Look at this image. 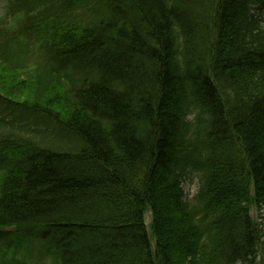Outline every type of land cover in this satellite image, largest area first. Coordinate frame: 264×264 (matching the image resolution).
I'll return each mask as SVG.
<instances>
[{
    "label": "trees",
    "instance_id": "trees-1",
    "mask_svg": "<svg viewBox=\"0 0 264 264\" xmlns=\"http://www.w3.org/2000/svg\"><path fill=\"white\" fill-rule=\"evenodd\" d=\"M253 210L264 0H0V264H264Z\"/></svg>",
    "mask_w": 264,
    "mask_h": 264
},
{
    "label": "rangeland",
    "instance_id": "rangeland-1",
    "mask_svg": "<svg viewBox=\"0 0 264 264\" xmlns=\"http://www.w3.org/2000/svg\"><path fill=\"white\" fill-rule=\"evenodd\" d=\"M183 189H184L185 193L189 197H191L197 191V181L196 180H194L193 182L185 181L183 183ZM252 215L254 216L255 219L259 220L260 222H262L264 224V214L263 213L261 215H259L256 210H253ZM146 224H147V226H150V224H151L150 213H147Z\"/></svg>",
    "mask_w": 264,
    "mask_h": 264
}]
</instances>
